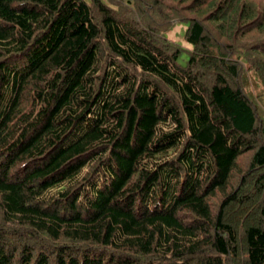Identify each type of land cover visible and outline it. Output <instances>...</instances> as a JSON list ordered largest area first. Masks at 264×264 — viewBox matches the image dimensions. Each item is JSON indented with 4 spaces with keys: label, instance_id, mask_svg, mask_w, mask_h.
<instances>
[{
    "label": "trees",
    "instance_id": "obj_1",
    "mask_svg": "<svg viewBox=\"0 0 264 264\" xmlns=\"http://www.w3.org/2000/svg\"><path fill=\"white\" fill-rule=\"evenodd\" d=\"M0 264H264V0H0Z\"/></svg>",
    "mask_w": 264,
    "mask_h": 264
},
{
    "label": "rangeland",
    "instance_id": "obj_2",
    "mask_svg": "<svg viewBox=\"0 0 264 264\" xmlns=\"http://www.w3.org/2000/svg\"><path fill=\"white\" fill-rule=\"evenodd\" d=\"M187 28V23L184 21L174 20L169 29L165 31L166 35H168L172 40L177 41L180 44H183L187 48H191L192 45L184 38V33ZM185 58H181L184 61ZM251 152H246L243 155V158L240 160V165H245L247 160L250 157ZM216 201V200H214ZM241 208V205L238 207ZM245 208V207H244ZM248 208V207H247ZM244 210V209H243Z\"/></svg>",
    "mask_w": 264,
    "mask_h": 264
}]
</instances>
